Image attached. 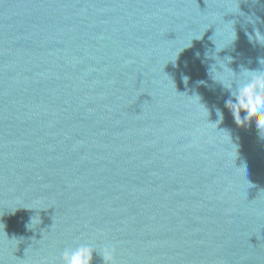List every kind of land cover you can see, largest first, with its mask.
<instances>
[{"label": "water", "instance_id": "water-1", "mask_svg": "<svg viewBox=\"0 0 264 264\" xmlns=\"http://www.w3.org/2000/svg\"><path fill=\"white\" fill-rule=\"evenodd\" d=\"M256 31L264 0H0V264H264V132L213 66L264 70Z\"/></svg>", "mask_w": 264, "mask_h": 264}, {"label": "clouds", "instance_id": "clouds-1", "mask_svg": "<svg viewBox=\"0 0 264 264\" xmlns=\"http://www.w3.org/2000/svg\"><path fill=\"white\" fill-rule=\"evenodd\" d=\"M249 39H254L264 45V33L259 31H256L254 36L250 35ZM227 60L230 62L231 58L229 57ZM262 62H264V59L260 60V64ZM217 65L222 70H217ZM213 66H215L214 80L222 84L225 89L230 90L231 96L234 97V100H227L225 106L231 111L236 124L243 126L249 120L255 119L260 133L264 132V70L250 71L242 69L239 74L240 78L236 79L237 74L227 66V63L217 62ZM184 79L185 83H187V77ZM234 84L236 85L235 88L233 87ZM188 97L190 103L201 108L202 115L208 120L209 112L201 104L199 96ZM242 112L245 113L243 118L241 117ZM217 116L219 117L217 122L211 123L216 128L223 121V114L219 109H217ZM31 223H33L32 219ZM94 252L93 246L88 243L79 244L75 247H66L61 253V264H91ZM103 258L105 261H110L111 250L104 249Z\"/></svg>", "mask_w": 264, "mask_h": 264}]
</instances>
